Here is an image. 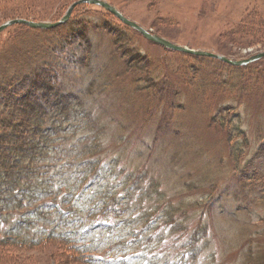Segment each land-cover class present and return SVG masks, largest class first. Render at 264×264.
Here are the masks:
<instances>
[{
  "label": "rangeland",
  "instance_id": "rangeland-1",
  "mask_svg": "<svg viewBox=\"0 0 264 264\" xmlns=\"http://www.w3.org/2000/svg\"><path fill=\"white\" fill-rule=\"evenodd\" d=\"M76 1L0 0V25L21 14L55 22ZM104 1L180 45L232 59L264 50V0ZM106 9L82 2L56 27L13 23L0 32V83L21 74L30 78L37 67L35 86L43 90L48 81L54 98H66L53 107L61 112L64 145L51 152L48 163L55 167L38 175L50 193L28 192L30 205L2 204L3 231L29 239L66 230L57 223L71 210L66 222L116 224L95 230L96 245L113 264L119 257L128 264H264V57L234 65L177 51L148 40ZM35 90L25 93L36 96ZM29 105L22 114L41 110ZM44 120L50 123L49 115ZM19 122L14 127L21 130ZM4 124L6 131L13 127ZM85 133L104 149L90 164L78 141ZM38 143L29 138L28 146ZM87 173L96 177L95 187L75 189L85 184L71 183L73 177ZM65 182L72 204L62 202ZM100 184L128 193L129 202L121 199L113 207L122 215L131 210V226L110 216L109 208L82 214L95 199L83 200L95 197ZM54 193L58 207H46ZM80 238L91 239L83 232ZM1 246L0 264H82L56 241Z\"/></svg>",
  "mask_w": 264,
  "mask_h": 264
},
{
  "label": "trees",
  "instance_id": "trees-1",
  "mask_svg": "<svg viewBox=\"0 0 264 264\" xmlns=\"http://www.w3.org/2000/svg\"><path fill=\"white\" fill-rule=\"evenodd\" d=\"M84 3L91 4L88 2ZM106 10L109 11L108 9ZM21 17L31 18L33 16L30 17L28 15L21 14ZM10 18L12 19L14 17L7 16L3 19V21H7ZM20 25L29 27L24 23H21ZM83 59H85V56ZM37 70H40V68L37 69L36 67L30 70V74L28 73L30 78L27 76L25 78V76L21 74L16 79H11L16 81L0 83V157H3L0 159V245L10 246V248L19 246L37 247L43 245L46 242L48 243L50 241H56L64 247L69 257H75L79 263L113 264L112 259L104 256L102 251L96 245L95 240L97 238V233L95 230L107 227L116 228V224L114 223L103 225L97 221H90L88 223L85 222V225L81 226L75 221L66 222L65 219L67 215L72 212L70 210L63 211V214L61 215V221L57 223L58 225L66 226V230H49L44 235L35 236L30 234L29 239H23L16 231L4 232L2 229L1 225H3L5 221L4 213H2V204L5 205V208H7L12 203H15V207L30 205V200L27 199L28 192L47 190L50 193L49 184L44 180H41L38 175H44L45 168L55 167L56 164L52 162L48 163L50 162L49 159L52 156L54 157L51 152L57 148L58 144L64 145L62 140L66 136L64 130H62V124L58 121L59 114L61 112H58V110H56V112L53 111L55 104L60 103L63 106V104L66 102V98H54L52 93L48 92V90L53 88V86L48 84V81L44 82L46 83V86H43L44 91L42 90V84L35 86V84H40ZM40 72L43 73L44 70ZM53 78L54 79L52 83L58 82L55 76ZM27 88L33 90L36 89L35 91H37L39 94L34 96L32 92L30 95H27L25 93ZM4 93H6V95ZM7 94L11 96L13 95L14 97H9L11 98L9 99L7 98ZM64 95L70 97V93L68 92H65ZM76 100L77 99L75 98L73 101ZM80 102L81 100H78L77 104ZM31 103L33 104L32 107L38 106L41 108V110H37L35 113L22 114L21 109L23 106L28 105L27 109H29L31 108L29 105ZM85 104L86 103H84L83 106ZM46 114L49 115L50 123H45L44 116ZM72 115L75 116V114ZM16 119H19V123H23L24 125L21 130L14 127L16 125ZM7 121L11 122L13 125V127L9 128L8 131L4 129V123H7ZM79 130H83L82 126L79 127ZM44 132L46 135L43 136ZM29 138L38 140V148L33 147L32 145L28 146ZM78 141H80L82 144L81 154L86 157L87 164L94 163L96 158L100 156L99 154L104 151L103 145L97 142L88 133L83 134L78 139ZM3 144H5V146ZM21 150L27 151V153H30V155L27 157L21 156L23 154ZM11 155H13V158L10 157ZM57 173H61V177L66 176L64 172L57 170L55 174ZM75 177L77 179H75ZM95 178L96 177H89L88 173L85 177L78 174L73 177L71 183L79 184V186L85 184L84 186L75 188L77 190H81L90 184L95 187ZM69 185L70 182H65L64 186L66 188V192L64 193V197L62 199L63 204H72L73 202V192L67 193ZM101 187H103L101 184L97 186L98 191L96 192L95 197L86 198L83 200L84 202H87L95 199L94 203L88 202L85 205L82 210V214L92 213L95 215L102 212L101 209L109 208L108 214L110 216L125 218L129 223L127 226H131L134 221L131 210L127 214L122 215L119 214V209L117 207H113L118 201L120 202L121 199L128 197V193L123 194V191L119 192L114 189L115 187L111 186H107L106 190H103ZM135 187L139 186L136 185ZM103 193L110 194L103 195ZM57 194H59L58 191ZM47 197H51L53 201L46 204V207H58V201L55 200V193L48 194ZM126 201L129 202V198H126ZM105 221L106 223L109 222V220ZM81 232H83L85 235H88L91 239L87 240L86 238H80ZM90 234L92 235L90 236ZM65 250H63L61 253H65ZM128 261L129 259L125 260L122 257L117 258V262H119V264H128Z\"/></svg>",
  "mask_w": 264,
  "mask_h": 264
},
{
  "label": "water",
  "instance_id": "water-1",
  "mask_svg": "<svg viewBox=\"0 0 264 264\" xmlns=\"http://www.w3.org/2000/svg\"><path fill=\"white\" fill-rule=\"evenodd\" d=\"M82 2H88V3H93V4L96 3V4H100L104 7H106L107 9L112 11L115 15H117L122 21H124L125 23H127V24L131 25L132 27L138 29L146 38L152 40L155 43L169 47V48L174 49V50H178V51H182V52H186V53H190V54H194V55H204V56L216 57L218 59H221L223 61H226V62H228L230 64H234V65H244V64L250 63L252 61H255V60H258V59L264 57V50L259 51L258 53L251 55L250 57H246L244 59H232V58H229L225 55L217 54L213 51L198 49V48H191L189 46L180 45V44L175 43V42H173V41H171V40H169V39H167V38H165L159 34L151 33L145 27L140 25L139 23H137V22L129 19L128 17H126L113 4L106 2L104 0H78L70 6L67 13L60 20L55 21V22L33 21V20L23 18V17H16V18L10 19V20L6 21L5 23L1 24L0 25V32H2L7 26H9L10 24H13V23H24V24L29 25L30 27H36V28H53V27H56L60 24L65 23L66 21H68L73 8L78 3H82Z\"/></svg>",
  "mask_w": 264,
  "mask_h": 264
},
{
  "label": "bare ground",
  "instance_id": "bare-ground-1",
  "mask_svg": "<svg viewBox=\"0 0 264 264\" xmlns=\"http://www.w3.org/2000/svg\"><path fill=\"white\" fill-rule=\"evenodd\" d=\"M117 8V7H116ZM118 9V8H117ZM119 10V9H118ZM121 12V10H119ZM166 38V37H165Z\"/></svg>",
  "mask_w": 264,
  "mask_h": 264
}]
</instances>
